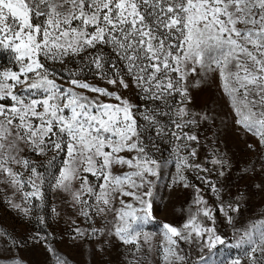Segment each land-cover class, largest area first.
<instances>
[{"label":"snow or ice","instance_id":"6c2138e0","mask_svg":"<svg viewBox=\"0 0 264 264\" xmlns=\"http://www.w3.org/2000/svg\"><path fill=\"white\" fill-rule=\"evenodd\" d=\"M0 57H9L11 64L0 66V180L31 187L26 201L41 199L46 181L24 153H51L47 167L57 159L60 164L49 186L84 205L86 218L91 212L114 213L110 234L134 246L129 264H155L153 252L160 264H191L181 242L210 250L246 247L249 264H264V221L236 233L232 243L200 219L214 223L211 210L197 207L181 227L162 225L158 250L150 244L152 234L143 230L154 220L153 178H159L164 163L146 143L157 148L152 134L180 142L173 149L179 181L185 180L183 167L200 168L188 163V156L196 155L188 142L198 137L184 130L198 123L184 106L190 77L212 73L237 116L235 123L264 145V0H0ZM78 57L109 85L128 89L130 78L146 103L133 105L117 92L78 79L67 69ZM49 62L65 67L70 87L56 82ZM181 148L191 150L180 156ZM11 165L22 166L28 180ZM114 165L130 171L113 175ZM83 196L93 197L94 204ZM195 203L203 201L197 197Z\"/></svg>","mask_w":264,"mask_h":264},{"label":"rangeland","instance_id":"374dc122","mask_svg":"<svg viewBox=\"0 0 264 264\" xmlns=\"http://www.w3.org/2000/svg\"><path fill=\"white\" fill-rule=\"evenodd\" d=\"M108 52L106 48V55ZM83 55L87 56V53ZM9 59L0 57V66L11 67ZM49 67L53 69L56 82L63 87H70L66 83L68 71H75L78 79L117 92L133 105L146 103L140 99V93L130 78L126 77L128 89L118 84L109 85L97 77L95 69L81 64L79 57L68 61V71L64 66L52 65L51 62ZM80 67L84 70L80 71ZM197 80L200 82L197 83ZM76 91L88 96L96 95L83 89L77 88ZM188 94L190 99L185 100L184 106L198 121L196 125L184 129L198 137V142H188L196 152L195 156H188V163L199 165L200 168L183 167L180 174L185 180L181 182L177 174V154L173 151L180 142L172 140L170 136L156 138L154 133L152 138L157 140V148H152L151 141H146L152 155L164 162L159 178H153L155 184L152 186L150 203L154 220L143 225L144 232L152 234L150 244L157 250L163 240L160 235L162 225L168 223L181 227L197 207L211 210L214 223L203 217L200 219L215 227L232 243L236 233H242L264 221V145L235 123L237 116L212 73L190 77ZM101 99L107 103H118L107 97ZM175 99L179 102V95ZM204 116L207 118L201 119ZM162 119L167 121L168 117ZM190 150L181 148L179 155L187 156ZM24 155L44 173L46 182L41 186V199L32 197L26 201L24 193L31 192V187L24 184L20 188L19 185L0 180V264H129L134 246L126 245L110 234L115 214L110 212L105 217L91 212L92 218H86L81 214L82 209L88 210L84 205L77 204L70 193L53 190L49 186L58 174L60 160L57 159L53 166L47 167L51 153L37 156L29 150ZM120 155L130 158L134 153L122 152ZM213 160L219 163L214 164ZM11 167L22 174L23 181L28 180L29 173L22 166ZM128 171L130 169L127 165H114L112 168L113 175H122ZM202 178H206L208 183ZM89 179L95 184L99 183L90 175ZM185 183L189 187H185ZM74 187L79 188L78 181ZM197 197L202 199L203 204L198 206L195 203ZM82 198L87 199L89 204L95 202L93 197ZM16 204L20 208L14 207ZM114 204L116 208L120 207L118 200ZM229 205L236 210L232 211ZM228 217H231V223ZM181 243L191 264H205L206 261L210 264H230L234 259L249 264L246 247L217 246V249L210 250ZM150 255L154 257L155 264H160L156 252ZM146 264H152V261H146Z\"/></svg>","mask_w":264,"mask_h":264}]
</instances>
